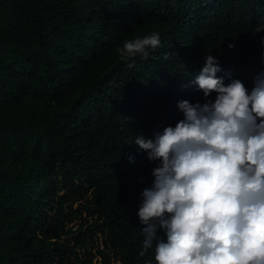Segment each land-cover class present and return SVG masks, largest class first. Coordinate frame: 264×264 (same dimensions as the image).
<instances>
[{"label": "trees", "instance_id": "trees-1", "mask_svg": "<svg viewBox=\"0 0 264 264\" xmlns=\"http://www.w3.org/2000/svg\"><path fill=\"white\" fill-rule=\"evenodd\" d=\"M257 26L264 0H0V264H156L137 212L159 161L133 142L205 102L185 85L207 54L251 91Z\"/></svg>", "mask_w": 264, "mask_h": 264}, {"label": "clouds", "instance_id": "clouds-1", "mask_svg": "<svg viewBox=\"0 0 264 264\" xmlns=\"http://www.w3.org/2000/svg\"><path fill=\"white\" fill-rule=\"evenodd\" d=\"M160 45L154 32L117 51L121 59L146 58ZM220 71L216 58L204 56L185 87L195 85L205 102L178 101L183 119L133 142L159 161L137 212L144 225L139 254L154 249L156 264H264V73L249 91L239 79L225 83Z\"/></svg>", "mask_w": 264, "mask_h": 264}, {"label": "rangeland", "instance_id": "rangeland-1", "mask_svg": "<svg viewBox=\"0 0 264 264\" xmlns=\"http://www.w3.org/2000/svg\"><path fill=\"white\" fill-rule=\"evenodd\" d=\"M61 192H64L63 190Z\"/></svg>", "mask_w": 264, "mask_h": 264}]
</instances>
